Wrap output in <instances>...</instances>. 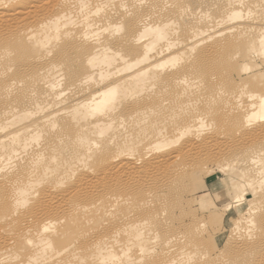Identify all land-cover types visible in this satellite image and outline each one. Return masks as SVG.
I'll list each match as a JSON object with an SVG mask.
<instances>
[{"label":"bare ground","instance_id":"bare-ground-1","mask_svg":"<svg viewBox=\"0 0 264 264\" xmlns=\"http://www.w3.org/2000/svg\"><path fill=\"white\" fill-rule=\"evenodd\" d=\"M262 53L264 0H0V264H264Z\"/></svg>","mask_w":264,"mask_h":264},{"label":"rangeland","instance_id":"rangeland-1","mask_svg":"<svg viewBox=\"0 0 264 264\" xmlns=\"http://www.w3.org/2000/svg\"><path fill=\"white\" fill-rule=\"evenodd\" d=\"M249 65L260 80L264 81V53L253 56ZM207 168V172L194 173L186 183L187 205L202 218L204 229L212 230L215 238L224 234L223 239L226 240L232 222L238 216V206L233 202L237 187L233 185L232 174L223 172L212 163L207 164Z\"/></svg>","mask_w":264,"mask_h":264}]
</instances>
